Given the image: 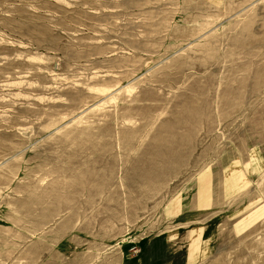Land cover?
<instances>
[{
    "label": "rangeland",
    "instance_id": "rangeland-1",
    "mask_svg": "<svg viewBox=\"0 0 264 264\" xmlns=\"http://www.w3.org/2000/svg\"><path fill=\"white\" fill-rule=\"evenodd\" d=\"M262 161L264 0H0V264H264Z\"/></svg>",
    "mask_w": 264,
    "mask_h": 264
},
{
    "label": "crops",
    "instance_id": "crops-1",
    "mask_svg": "<svg viewBox=\"0 0 264 264\" xmlns=\"http://www.w3.org/2000/svg\"><path fill=\"white\" fill-rule=\"evenodd\" d=\"M259 160L261 161L260 157ZM261 163L264 165L263 161ZM231 174L235 175L234 173ZM248 175H251V172H249ZM238 177L241 178L239 182V188V185L237 187L232 188L230 180L227 181L225 185L222 184L219 189L224 191L226 193V196H234L236 192H238L242 187L246 185L245 182L247 181L246 174H243V176ZM200 188H202L203 193L199 195L198 201L196 202V204L199 205V209L196 210V213L197 211L209 210V206H211L213 201V193L217 189L215 187L208 186V184L203 182H201ZM171 207V213L174 217L173 219L177 220L179 217H182V215L185 214L182 219H178L186 221V223L182 224V227H190L194 223L190 222V220L194 217L190 216L191 214H188L187 211H185L186 213H184L182 200L174 201L171 204ZM210 231H212V227L210 228V226H204L199 228L191 227L190 230L186 231V238H184L183 246H180L181 242H179V244L178 240H172V237L169 238L168 243L164 241L162 242L157 239L153 241V243L149 242L148 244H146L145 248L143 247L144 249H142V255L139 258H130L128 256H124L123 251L120 248L119 254H115L114 256L107 255L105 256L108 259L106 262L98 261L96 264H198L199 262H201L204 254L203 242L207 240V236ZM171 241L174 243V247L176 245H179L180 251H183L181 252V258L179 261L174 259L175 256L174 258L172 257L173 250H171ZM152 245L153 248H150V246Z\"/></svg>",
    "mask_w": 264,
    "mask_h": 264
}]
</instances>
